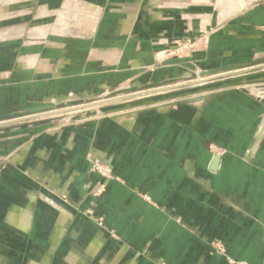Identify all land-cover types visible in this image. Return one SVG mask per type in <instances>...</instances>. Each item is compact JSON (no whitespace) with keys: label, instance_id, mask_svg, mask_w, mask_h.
Wrapping results in <instances>:
<instances>
[{"label":"crops","instance_id":"obj_1","mask_svg":"<svg viewBox=\"0 0 264 264\" xmlns=\"http://www.w3.org/2000/svg\"><path fill=\"white\" fill-rule=\"evenodd\" d=\"M25 1L0 0V115L21 112L22 97L48 102L81 84V98L92 99L118 80L142 87L190 78L192 67L264 60V0H228L235 4L225 21L183 59L188 69L164 52L176 26L170 13L150 12L154 0H98L91 28L52 20L32 29V38L79 36L59 45L58 60L48 46L21 42ZM80 3L41 5L35 19L69 16L70 4L81 13ZM261 98L223 89L204 101L0 134V264H263ZM93 163L112 175L100 198L91 195L100 181Z\"/></svg>","mask_w":264,"mask_h":264},{"label":"rangeland","instance_id":"obj_2","mask_svg":"<svg viewBox=\"0 0 264 264\" xmlns=\"http://www.w3.org/2000/svg\"><path fill=\"white\" fill-rule=\"evenodd\" d=\"M64 0H35L33 2H29L28 0H26L25 2L22 3V8L24 10H28L29 14H25L23 15L20 20H19V25H21L22 27H24V34L21 37V42H33L36 43V46L38 51L40 48L44 47V46H48L50 47V50L53 51V58L55 60H58V58H60V49H59V45L62 43H72L77 41L76 37H79L78 35H68V36H61L60 34H54V35H46L45 38H32L31 36H29V32L32 29H36L39 28L41 26L47 25L49 24L52 20H54V23L56 21V23H60V21L63 20V24H67V25H84L87 28H91L93 27V24L95 23V18L92 15V10H94L96 8V4H94V2H98V0H77V1H82L84 2L83 4L80 3L79 9L81 13H78L76 10V5H69V16H66L64 18H50V19H45V20H39V19H35V15L39 9V7L41 5H46L47 7H49V10H59L62 6ZM154 6H152V4L149 5L150 7V12L151 9H153V7L155 9L154 12H168L170 13V16L168 17V24H170L172 27L176 26V35L175 37H171V38H163L164 43L163 46L165 47L164 52L166 53V55L169 56V60H175L174 62V68H176V59H179L182 61V63L184 65V68L188 69L191 65H189L188 61L185 60L183 61V59H187L189 58L190 54L196 49V48H200L202 46V41L203 39L206 37L205 32H207L208 30H216L219 26L220 23L222 21H225L226 17L228 16L229 13L228 12L230 10H232V6L233 4H235L232 1H222V0H154ZM158 2V3H157ZM163 4V5H162ZM83 5V6H82ZM159 5V6H158ZM74 6V7H73ZM95 6V7H94ZM161 6H164V8H162ZM94 7V8H93ZM72 8V9H71ZM73 10V11H71ZM31 12V14H30ZM73 14V16L71 15ZM76 15H83L81 16V18H77ZM71 18V19H70ZM60 19V20H59ZM75 20V21H74ZM145 19L143 17V23H144ZM174 21V22H173ZM176 21V23H175ZM180 21V22H178ZM138 24L143 25L142 24V19L141 17L139 18ZM179 24V25H178ZM55 25V24H54ZM64 25H58L59 27L55 26L54 27V31H65V27L61 28V26ZM66 26V25H65ZM207 29V31H205ZM30 38V39H29ZM162 40V39H160ZM58 48V49H57ZM28 51V50H26ZM247 66V65H246ZM156 68L162 69V68H173V66L170 67H165V66H158ZM249 68V66H248ZM242 68L241 70H232V71H228L222 74H217V76H214L215 78H211V77H200L199 74L201 72L204 71H208V70H202L200 67H192L191 68V77L190 78H186L185 81H180V82H175L169 85H165V86H160L158 88H156L153 92L147 93V94H137L128 98H123V100L121 101H116V102H112L106 105H103L101 107H105L107 105H114V104H118L121 102H129V101H135V100H139V99H144V98H148V97H152V96H156V95H160L162 94V92H168V91H172V90H178V89H187V88H191L192 86L196 85L197 82L199 81H204V79H211L208 80L207 83H218V82H222L225 80H229V79H234L237 78L238 76L242 75L241 73L243 72ZM245 71V70H244ZM246 74H255V73H259V72H264V63L263 64H259V65H255L252 66L251 68H249L248 70H246ZM241 72V73H240ZM56 72H54L55 74ZM59 74V71L57 72ZM50 75V74H49ZM155 74H153V76H149V80L153 81L155 78ZM158 77H160V74L158 75ZM50 78V77H49ZM48 79V78H47ZM49 80V79H48ZM53 85L54 87H59L62 88L66 85V81H55V79H53ZM44 84V79L42 81ZM133 83V81H131L130 79H125L122 81H116V83H114L113 85L110 86H105V88H102L98 91H96L95 93H93V97L92 99H90L89 101H86L84 103L83 106L89 105L95 101H100V100H105L106 96L113 92L116 91L118 89H122L125 87H130V85ZM258 84H260L261 86H258ZM263 85V86H262ZM176 87V88H175ZM39 88V86H38ZM83 85L81 84L79 89H76L75 91H67L63 89V92L67 95H64V97H60L58 99H47L50 100L48 102H45V99L41 97H37L34 100L25 102L24 101V97H22V103H21V111L23 110H27V109H31L34 107H39L42 105H52L55 104L57 102H63V101H70V100H76V99H82V94L85 92L83 91H79L82 90ZM243 89L245 91H250V93H256L257 95H263L264 93V82L261 83H255V84H244L241 86H234V87H226L223 89ZM162 89V90H160ZM220 89V90H223ZM256 89H263L262 93L261 92H257L258 90ZM60 92H62L61 89H59ZM84 90V89H83ZM159 90V91H157ZM219 91V90H218ZM260 93V94H258ZM200 96V95H199ZM195 97V96H194ZM193 97H184L182 98V100L180 101H190V99H192ZM84 99V98H83ZM263 99V98H261ZM264 100V99H263ZM177 101L179 100H174V101H170V102H166V103H162V104H167V105H174ZM162 104H159L155 107H149V108H156ZM100 107H87V108H82L76 111H71V112H66L63 114H55V115H44V116H40L37 118H31V119H26L23 121H19L16 123H11V124H6L3 126H0V130L4 129V128H10V127H16L19 125H24V124H29V123H33L36 121H40V120H47V119H55L54 127H51V129H59L61 126H63V124L65 125L67 121L69 122H76V121H71L69 117H72V115H78V114H83L87 111H96L98 110ZM148 108V107H147ZM147 108H143V109H147ZM137 109H130L128 111H124V112H129V111H136ZM124 112H120V113H116V114H112V116L117 115V114H121ZM98 116H103L100 113H97L95 116L93 117H89V118H94V117H98ZM67 117L69 118L67 120ZM57 120V119H61ZM89 118H83V119H89ZM66 119V120H65ZM82 120V119H81ZM80 121V120H79ZM53 123L49 124L52 125ZM28 129H32V128H27L24 130H28ZM23 131V130H20ZM18 132V131H16ZM14 133V132H12ZM5 165V161L3 159H0V169ZM93 173H96L99 178L100 181L95 185L94 189H92V196L95 198H100L102 196V194L104 193V183L102 181H108L109 179L112 178V175L110 174L109 170L107 169V167L105 165L102 164H98V163H93L90 169ZM216 250L221 253V247L219 245L215 246ZM262 252H263V264H264V225H263V247H262ZM229 263H236V264H245L242 262H233L230 259H228Z\"/></svg>","mask_w":264,"mask_h":264},{"label":"water","instance_id":"obj_3","mask_svg":"<svg viewBox=\"0 0 264 264\" xmlns=\"http://www.w3.org/2000/svg\"><path fill=\"white\" fill-rule=\"evenodd\" d=\"M263 63H264V60H260V61H254L252 64L247 65V66L234 65V66H227V67H222L218 69L204 71L199 74L201 78L211 77L213 79L215 78L214 76H217V74H222V73L232 71V70H241L242 68H245L243 69L242 73L240 72L242 75L234 79H229V80H225L222 82L209 83V84L207 83V81L211 79H208V80L206 79L205 81L197 82L196 85L192 86L191 88L162 92V94L160 95H156V96H152V97H148L144 99H139L135 101L121 102V103L114 104V105H107L105 107H101V106L112 103V102L121 101L123 100V98L125 99V98L136 95V93L142 94V95L147 94V93L153 92L156 88L160 86H165V85H169L175 82L185 81V79L184 78L175 79V80L167 81L164 83H152V84H148L142 87H126V88L118 89L116 91L109 93L106 96L105 100L95 101L86 106H83L84 103L86 101H89L90 99L70 100V101L61 102L55 105H46V106H41L37 108L27 109L21 112H14L11 114L0 115V126L11 124V123H16V122L23 121L26 119L37 118V117L44 116V115L63 114L66 112L76 111V110L91 107V106L100 107L98 110H99V113L102 115H112V114L128 111L130 109L140 110V109L147 108V107L148 108L155 107L159 104L174 101V100L180 101L184 97H193V99H190L193 102L204 101L205 99H207V93H210V92L218 91L226 87H234V86H241L244 84H255V83L264 82V72H259L255 74H246L247 72L246 70H248L252 66L263 64ZM95 115L96 114L94 112H87L83 114L74 115L73 117L70 118V120L79 121L83 118H89ZM57 120L60 121L62 119H57ZM53 122H55V119H47V120L36 121L33 123H29V124L19 125L16 127L4 128L0 130V134L12 133V132L24 130L27 128H35V127L51 124ZM216 164H217V160L214 159L213 160V170Z\"/></svg>","mask_w":264,"mask_h":264},{"label":"bare ground","instance_id":"obj_4","mask_svg":"<svg viewBox=\"0 0 264 264\" xmlns=\"http://www.w3.org/2000/svg\"><path fill=\"white\" fill-rule=\"evenodd\" d=\"M7 6V5H6ZM57 18V17H56ZM71 19V18H70ZM60 20V19H59ZM75 21V20H74ZM56 22V21H55ZM57 27H59V26H57ZM64 27V26H63ZM22 33V32H21ZM20 33V34H21ZM206 79H204V81H205ZM126 88V87H125ZM256 90H258V91H260L261 93H262V90L261 89H256ZM87 112H94L95 114H97V113H99V110H96V111H87ZM87 112H85V113H87ZM73 117V116H72ZM71 118V117H70ZM62 119V118H61ZM62 121V120H61Z\"/></svg>","mask_w":264,"mask_h":264}]
</instances>
